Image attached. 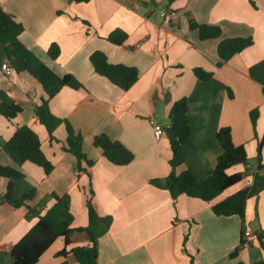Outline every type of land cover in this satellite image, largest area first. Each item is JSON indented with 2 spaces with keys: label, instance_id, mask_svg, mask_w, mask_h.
Here are the masks:
<instances>
[{
  "label": "crops",
  "instance_id": "1",
  "mask_svg": "<svg viewBox=\"0 0 264 264\" xmlns=\"http://www.w3.org/2000/svg\"><path fill=\"white\" fill-rule=\"evenodd\" d=\"M2 8L23 24L19 38L57 74L70 73L82 84L63 86L49 100L51 111L62 118L53 138L36 114L46 93L27 71L11 68L0 43V104L13 102L22 109L11 119L0 113V164L18 168L13 196L33 191L25 204L2 200L9 178L0 176V252L10 248L54 204L51 195H70L72 226L88 223L87 193L93 204L112 222L99 237L97 264H256L264 261V167H257V142L264 134V0H174L168 8L178 12L171 21L160 15L167 0H0ZM218 25L222 35L201 39L190 21ZM115 29L127 33L122 44L108 39ZM252 36L253 44L218 65V45L223 38ZM58 43L56 59L48 55ZM101 50L111 63L135 66L138 79L127 90L98 74L90 55ZM10 68L4 69V64ZM212 72L199 79L193 69ZM228 88L232 95H229ZM171 98L163 118L155 117L157 99ZM187 97L190 134L173 156L169 112L174 101ZM258 108L256 134L250 111ZM157 118L164 134L157 138L150 123ZM67 123L82 134V148L89 166L66 149ZM27 125L39 136L41 148L53 169L31 161L17 164L3 149L18 126ZM231 128L235 144H244L251 166L237 164L227 172H242V179L210 202L180 194L173 199L166 188L150 182L165 177L172 159L177 172L189 170L197 180L210 176L222 147L217 132ZM120 140L133 153L125 165L110 162L93 144L97 134ZM264 165V143L262 160ZM257 167V169H253ZM258 173V176L255 174ZM245 188V217L213 212L212 205ZM257 228V230L252 229ZM243 228L253 230L249 245H240ZM86 244L80 240L71 244ZM240 245V246H239ZM238 248L235 255L231 252ZM64 240L58 237L36 264L73 263L72 256L58 255ZM70 248V246H69ZM5 257L2 264H8Z\"/></svg>",
  "mask_w": 264,
  "mask_h": 264
},
{
  "label": "trees",
  "instance_id": "2",
  "mask_svg": "<svg viewBox=\"0 0 264 264\" xmlns=\"http://www.w3.org/2000/svg\"><path fill=\"white\" fill-rule=\"evenodd\" d=\"M173 1L167 0L165 8H168ZM190 27L198 30L201 39L217 38L222 35V29L218 25L197 23L191 20ZM23 29V24L6 12L0 3V43L5 46L11 68L17 72L27 71L41 83L46 97L42 98L41 103L36 106L35 110L40 122L46 126L50 137L53 138L52 131L64 120L51 111L49 107L50 98L57 94L63 86L67 85L79 88L82 84L70 73L64 75L57 74L34 52L27 48L19 38ZM126 38L127 33L121 29H115L108 36V39L116 44H122ZM253 42L252 36L223 38L218 45V65L223 64L234 54L253 44ZM59 53L60 46L58 43L52 42L48 47V55L56 59ZM90 61L98 74L105 76L110 82L124 90L131 87L139 77V71L135 66L111 63L107 55L101 50L92 52ZM193 71L201 80H206L213 74L200 67H195ZM228 92L229 95H232L231 89L228 88ZM21 109V105L13 102H2L0 104V113L8 119L15 117ZM258 116V108L250 111L255 134ZM169 122V129L172 133L170 145L174 156L179 151L181 145L187 141L190 134L187 97H182L173 102L169 112ZM67 132L68 146L66 149L77 157L78 168L81 167L82 160L86 161L89 166L93 165L94 161L88 159L83 151L82 134L76 132L68 123ZM217 139L222 147V153L219 155L214 171L210 176L197 180L189 170L177 172L171 159L170 172L165 177L153 178L150 182L158 187L166 188L173 199L177 198L180 194H186L210 202L225 189L242 179V172L228 173L227 170L230 167L243 164L249 169L251 166L244 144H235L233 142L229 126H223L218 130ZM263 143L264 134L261 138H258L257 142L256 159L259 169L264 167L261 163ZM93 144L100 147L103 155L114 164L125 165L134 159V153L125 144L120 140L112 139L106 133L97 134L93 139ZM3 149L17 164L28 160L42 166L47 174L53 169L52 162L41 148L38 134L27 125L18 126L10 139L4 143ZM255 175L258 176V173ZM0 176L9 178L7 189L2 195L3 201L9 202L14 206H20L32 197L33 191L24 194L20 199L13 196L14 179H20L24 176L15 166L0 164ZM93 194V189H90L86 200L87 225L76 227L72 226L73 213L70 209V195L67 193L59 195L52 192L54 204L44 214L38 216L36 223L8 252H0V264H2L5 257L10 259L8 264H36L40 256L58 237H62L64 240V247L58 252V255L67 256L70 254L74 261L70 263L68 260H64L61 264H97L99 254L98 240L109 229L112 216H101L97 212L92 201ZM246 200L247 190L242 188L223 200L214 203L212 210L217 214L225 216L238 215L244 219ZM244 230L245 228L241 231L240 245H242ZM80 238L86 241V244L71 246V244L80 240ZM258 239L261 248L264 249L262 236H259ZM239 246L231 252V255L237 253ZM237 264L245 263L239 262ZM256 264H264V261H259Z\"/></svg>",
  "mask_w": 264,
  "mask_h": 264
},
{
  "label": "built area",
  "instance_id": "3",
  "mask_svg": "<svg viewBox=\"0 0 264 264\" xmlns=\"http://www.w3.org/2000/svg\"><path fill=\"white\" fill-rule=\"evenodd\" d=\"M159 12L162 17L168 18L171 21H176L179 17L178 12L172 8L162 7ZM8 68H10V66L5 63L4 69L7 70ZM150 123L152 125L153 133L155 137L157 138L161 137L165 132V128L163 124L157 118H151ZM252 235H253V230L251 228H246L243 231V234H242V245L243 246H247L251 243Z\"/></svg>",
  "mask_w": 264,
  "mask_h": 264
},
{
  "label": "water",
  "instance_id": "4",
  "mask_svg": "<svg viewBox=\"0 0 264 264\" xmlns=\"http://www.w3.org/2000/svg\"><path fill=\"white\" fill-rule=\"evenodd\" d=\"M171 98V94L168 92L165 95V98L163 99H157L156 104H155V112H154V116L158 117V118H163L164 116V105L167 101H169ZM253 169H257V167H253ZM252 229L257 230V228H254L253 226H251Z\"/></svg>",
  "mask_w": 264,
  "mask_h": 264
},
{
  "label": "rangeland",
  "instance_id": "5",
  "mask_svg": "<svg viewBox=\"0 0 264 264\" xmlns=\"http://www.w3.org/2000/svg\"><path fill=\"white\" fill-rule=\"evenodd\" d=\"M170 123V122H169ZM89 192L87 193V196H88Z\"/></svg>",
  "mask_w": 264,
  "mask_h": 264
}]
</instances>
